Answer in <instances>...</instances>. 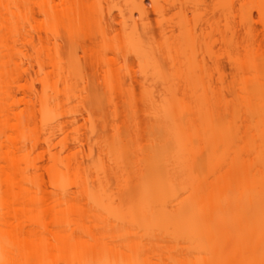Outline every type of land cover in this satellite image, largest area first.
<instances>
[{"label":"bare ground","instance_id":"6f19581e","mask_svg":"<svg viewBox=\"0 0 264 264\" xmlns=\"http://www.w3.org/2000/svg\"><path fill=\"white\" fill-rule=\"evenodd\" d=\"M152 1L158 47L144 0L113 41L95 0H0V264H264V0ZM109 52L140 61L145 139Z\"/></svg>","mask_w":264,"mask_h":264},{"label":"rangeland","instance_id":"374dc122","mask_svg":"<svg viewBox=\"0 0 264 264\" xmlns=\"http://www.w3.org/2000/svg\"><path fill=\"white\" fill-rule=\"evenodd\" d=\"M97 2V9H99L100 13H103L106 16V19L109 21L110 26H108L107 28V33H108V41H113L116 38H118L120 36L121 33H123L121 31V25L119 23L120 17H119V8H122L124 10L125 13L129 14L131 12V10H133L136 6L137 3H140L142 0H95ZM145 4L147 6L148 9V18L145 20L146 22H148V27L149 29L152 31V33L154 34V37L151 38V34L148 36L144 35V39L147 42H152L155 46L158 47L159 42L162 40V37L160 35V29H159V25H158V21H157V14L155 13L154 9H153V1L152 0H144ZM160 2V4L166 8L169 9L170 7V1L171 0H158ZM206 3V8H211L213 6V0H205ZM191 6H189L188 10H186L188 12V14L190 16H192V10H191ZM110 9H112V13L118 17L117 20H114L113 18H111V15L109 13ZM205 14L209 13V10H205L204 11ZM169 17L173 16V11H170L169 9ZM136 18L140 19L139 13L136 12ZM141 30L143 31V27L141 26ZM93 31L96 33V35L94 36V41L87 39L86 36H83L80 40L82 41H86V44L88 45V48H94V49H101L102 46L104 45V39L101 36L100 33L97 32L96 29H93ZM64 32V31H63ZM64 51H65V55L68 56L69 53L71 52V46L68 42L64 43ZM157 56L160 60V62L166 67V69H170V63L168 62V60H166L161 52L158 50L157 51ZM74 55L80 60L81 65L83 70L85 71V73L87 74L89 83H88V90L85 92V95H87L86 100H85V104L88 107H92L99 115H106L108 114V119L110 122H113V117L110 115V108L109 105L107 103V94L105 92V90L103 89V87L100 85V83L98 82V80L93 76V71H92V62L90 59V56H87L85 54V51L82 47H79L76 51V53H74ZM109 56L110 57H114L117 58V67L120 68V71L123 74L124 80L126 82V87L128 89H131L134 94L137 96L138 100H139V105H140V112H139V117L142 121V128H143V134H144V139L145 136L147 135V130L151 125V117L147 114V104H145L144 102H142V100H140L142 94H143V87L141 82L139 81H134L132 79V75L133 74H137V76L139 77V79L143 78V74H142V67L140 64V61L133 55V54H129V56L127 58H125L122 55L116 56L115 54H113L112 52H109ZM116 67V68H117ZM150 85H152V88L154 89L156 95H160V89L162 88V86L160 84H153V82H149ZM79 85V89H82L84 87L83 82L78 83ZM149 85V86H150ZM103 102V105H101ZM72 109H80L82 108V106L78 103V99H74L73 103L71 104ZM70 108V107H69ZM123 109V113H129V110L125 111V107L122 108ZM81 122H83V120L81 119ZM82 132L83 133H89V129L88 127H83L82 128ZM134 134V130H126L125 131V136ZM106 135L108 137H113L114 136V130L112 125H110L107 128V132ZM95 154L96 156H99V147L96 146L95 147ZM135 155L131 154L130 158H134ZM114 188L116 189V184L114 183Z\"/></svg>","mask_w":264,"mask_h":264}]
</instances>
